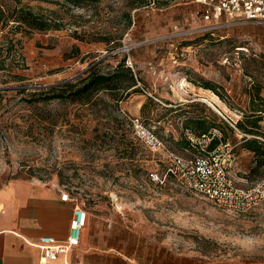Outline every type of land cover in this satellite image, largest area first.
<instances>
[{
    "label": "rangeland",
    "instance_id": "374dc122",
    "mask_svg": "<svg viewBox=\"0 0 264 264\" xmlns=\"http://www.w3.org/2000/svg\"><path fill=\"white\" fill-rule=\"evenodd\" d=\"M149 1L138 8L130 0L75 8L63 0H22L63 26L0 33V42L12 39L18 50L0 66V89H8L1 93L0 183L35 180L68 192L86 212L73 247L85 261L264 264V200L238 212L188 190L169 171L167 151L152 149L133 126L140 119L168 150L190 159L199 149L173 141L184 136L188 116L214 113L226 122L218 129L222 139L236 144L231 174L237 184L249 187L263 178L264 167L251 175L253 153L227 120L260 109L259 89L264 133V25L229 26L207 36L197 32L201 4ZM122 60L132 62L140 91L119 101L101 91L93 104H33L25 101L28 93H18L84 77L91 67L108 73Z\"/></svg>",
    "mask_w": 264,
    "mask_h": 264
},
{
    "label": "built area",
    "instance_id": "2783aa9c",
    "mask_svg": "<svg viewBox=\"0 0 264 264\" xmlns=\"http://www.w3.org/2000/svg\"><path fill=\"white\" fill-rule=\"evenodd\" d=\"M202 5L200 20L202 25L198 33L213 32L229 26L243 24L264 25V0H193ZM127 64L132 66L130 60ZM239 119L242 117L237 114ZM226 120L227 118L223 116ZM237 131L238 120H227ZM138 136L152 148L164 149L171 158L169 171L178 175L188 190L197 192L219 207L238 212L247 211L253 204L264 200V177L249 187H242L232 177V171L238 165L236 144L224 141L216 129L208 134L197 136L192 130L185 129V136L199 148V153L190 159H184L168 150L156 133L147 128L140 119L133 120ZM250 137V135H246ZM213 139L219 144L209 149ZM264 141V137H260ZM63 201H71L69 193L61 194ZM86 212L76 205L70 226V234L66 242H58L55 238L45 236L38 246L43 252L37 264H50L61 254H66L72 247L79 244L82 229L85 225Z\"/></svg>",
    "mask_w": 264,
    "mask_h": 264
},
{
    "label": "trees",
    "instance_id": "16d2710c",
    "mask_svg": "<svg viewBox=\"0 0 264 264\" xmlns=\"http://www.w3.org/2000/svg\"><path fill=\"white\" fill-rule=\"evenodd\" d=\"M63 1L72 7L82 8L84 6L94 5L102 0ZM148 2L150 1L130 0L129 5L138 8L144 6ZM51 17L34 11L28 4L23 3L22 0H0V33L8 27H13L14 30H20L25 33L35 30L49 31L52 29H60L63 26L62 22L57 20L58 18H54V16ZM211 34L210 32L204 33V35L207 36ZM75 35L77 38H81L78 34ZM105 40L108 42L115 41L114 44L120 45L119 41L115 39L111 40V38H105ZM5 52L7 55L4 56ZM12 53H15V56L16 53H18L16 43H14L12 39L10 41L4 40L0 42V66L2 69L6 66V59H8ZM15 61L18 63V60L15 59ZM17 77L21 79V76L17 75ZM137 83L138 78L132 67L122 60L113 71L108 73H101L96 70L95 67H91L84 77H78L75 80L66 81L62 84L44 89L33 91L18 89V93H28L29 98H26L25 101L33 104L60 101L87 105L95 103L96 97L101 91L110 92L115 96L116 100H122L123 94L126 93L128 95L131 92L140 91L137 87ZM203 85L208 89H216L211 82H204ZM7 90L8 89H0V106L4 97L1 93ZM256 97L260 100V109L254 111L250 116H246L245 119L242 118L244 115L241 113L242 117L236 123V127L242 134L250 135V137L244 136L243 146L253 153L254 156L255 166L250 170L251 175L260 174L261 169L264 167V141L260 139V137H264V133L261 134L259 130L263 113V98L260 95L259 89L256 92ZM168 111H171V109H168ZM210 115L211 116L196 113L188 116L185 120V129L192 130L197 136L208 134L209 131L213 129H223L221 124H226V122L220 119V124L218 123V117L214 113ZM231 130L233 129L231 128ZM173 142L178 148L199 149L187 139L185 134L180 140ZM218 144L219 140L213 139L209 144V149H213Z\"/></svg>",
    "mask_w": 264,
    "mask_h": 264
},
{
    "label": "crops",
    "instance_id": "0c3cea01",
    "mask_svg": "<svg viewBox=\"0 0 264 264\" xmlns=\"http://www.w3.org/2000/svg\"><path fill=\"white\" fill-rule=\"evenodd\" d=\"M62 192L57 183H0V264H37L43 256L38 246L41 238L67 241L76 204L63 201ZM50 264L96 263L85 261L84 253L72 247Z\"/></svg>",
    "mask_w": 264,
    "mask_h": 264
}]
</instances>
